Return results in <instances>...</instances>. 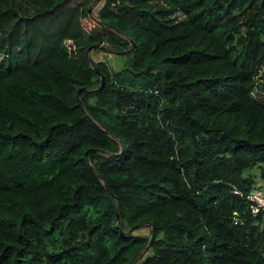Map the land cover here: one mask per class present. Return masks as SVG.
Here are the masks:
<instances>
[{"label":"trees","instance_id":"obj_1","mask_svg":"<svg viewBox=\"0 0 264 264\" xmlns=\"http://www.w3.org/2000/svg\"><path fill=\"white\" fill-rule=\"evenodd\" d=\"M91 1L0 0V264H264V0Z\"/></svg>","mask_w":264,"mask_h":264},{"label":"rangeland","instance_id":"obj_2","mask_svg":"<svg viewBox=\"0 0 264 264\" xmlns=\"http://www.w3.org/2000/svg\"><path fill=\"white\" fill-rule=\"evenodd\" d=\"M97 0H92L88 3L90 13L89 15L81 18V24L84 27V29L88 30L92 27L94 24L93 14L91 15V12H94L96 7L99 3H96ZM63 44L67 50L72 49L74 46L72 42L69 39H64ZM90 61L93 60H104L108 65L115 64L114 54L106 51L102 48L94 47L88 50L87 53ZM117 56L115 55V58ZM263 76L264 71L262 69L259 70L256 76V84L253 90L251 91V97H253L255 100L260 101L264 103V91L262 90V83H263ZM254 185H258L259 187L263 188L264 190V181L256 177L254 181ZM134 233H140V234H147L148 233V225L147 223L140 224L138 228H133Z\"/></svg>","mask_w":264,"mask_h":264},{"label":"built area","instance_id":"obj_3","mask_svg":"<svg viewBox=\"0 0 264 264\" xmlns=\"http://www.w3.org/2000/svg\"><path fill=\"white\" fill-rule=\"evenodd\" d=\"M249 203L251 214L264 210V190L258 185H254L245 195ZM264 217V214L262 215Z\"/></svg>","mask_w":264,"mask_h":264},{"label":"water","instance_id":"obj_4","mask_svg":"<svg viewBox=\"0 0 264 264\" xmlns=\"http://www.w3.org/2000/svg\"><path fill=\"white\" fill-rule=\"evenodd\" d=\"M87 10L89 11V6L87 7ZM102 46V44L101 43H94V44H89V45H87L86 46V48H85V54L87 55V53H88V50L89 49H91V48H94V47H101ZM94 69H96L95 67H94ZM99 81H100V85L102 84V81H103V79H102V76L100 75L99 76ZM84 87L83 86H81V87H78L77 89H76V98H77V100H78V102L80 103V99H79V97H78V95H79V91L81 90V89H83ZM115 217H117V210L115 209ZM133 226V225H132ZM131 226V227H132ZM133 228V227H132Z\"/></svg>","mask_w":264,"mask_h":264}]
</instances>
